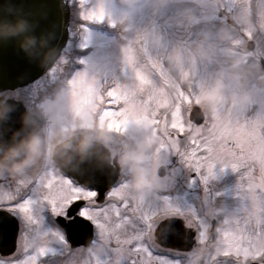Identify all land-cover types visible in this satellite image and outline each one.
I'll return each instance as SVG.
<instances>
[{"label":"rangeland","instance_id":"1","mask_svg":"<svg viewBox=\"0 0 264 264\" xmlns=\"http://www.w3.org/2000/svg\"><path fill=\"white\" fill-rule=\"evenodd\" d=\"M78 1L80 6L76 12L73 9L72 21L80 27V39L69 41L65 51H76L74 57L67 60L70 63L68 70L75 61L81 65L79 68L74 66L71 76L63 79L67 84L62 89L63 95L55 102V114L64 113L70 119L78 117L80 122L93 124L89 113L99 106L101 96L91 87L73 84L80 73L88 74L106 87L126 85L130 88L142 75L141 84L154 90L162 107L157 123H149L145 117L121 128L130 135H140L139 141L151 146L150 139H153L154 144H158L156 135L161 133L162 127H168L169 133L172 131L173 115L165 118V112L175 110V115L182 116L190 125L189 109L199 105L206 114L205 121L209 120V125L200 129L216 144H228L238 137L251 146V157L257 155L254 154L258 150L255 147H264V70L254 58L257 53L264 58V0ZM93 10L97 13L103 10L104 19H86L84 13ZM86 22L105 27V32L89 28ZM248 39L255 41L254 52L246 47ZM84 49H89L88 53L77 56L78 50ZM64 60L61 55L54 67L32 88L47 79L55 80ZM108 115L106 112L97 118L98 130L102 125L107 128L118 126L108 119ZM94 133L99 134L98 131ZM122 143L120 146L123 147ZM168 147L173 152L168 158L159 153L160 159L155 165L172 162L177 172L189 173L192 168L199 176L204 175L201 180L205 185H201L202 194L198 196L199 201L202 199L199 204L202 214L197 221L187 217L191 224L197 222L199 232L203 225V235L183 264H197L200 258L205 264H213V256L221 245L219 233L233 227L236 221L255 225L261 212L250 210L256 206L245 205L247 196H239L237 187L240 183L234 180L235 173L224 170L227 166L219 160L214 162L209 176L206 168L197 171L170 144ZM192 183L191 178L187 179L186 187ZM185 192L182 190L175 197H179V202H170V207H178L184 200L185 207L191 209L193 203L198 202V198L193 200L187 192L182 194ZM251 203L256 202L251 200ZM212 218L218 224L214 239L206 231ZM250 246L262 245L254 239Z\"/></svg>","mask_w":264,"mask_h":264},{"label":"flooded vegetation","instance_id":"2","mask_svg":"<svg viewBox=\"0 0 264 264\" xmlns=\"http://www.w3.org/2000/svg\"><path fill=\"white\" fill-rule=\"evenodd\" d=\"M68 5L72 15L73 9L76 11L80 3L78 0H70ZM77 19L79 18L77 17ZM75 25L71 17L68 26V43L69 41L77 42L80 39V27L78 24ZM73 30L75 31L74 35H72ZM105 36L107 35L105 34ZM249 40L251 39H248L247 42ZM241 48H243V46ZM249 51L254 52L253 49ZM75 52L74 50L63 51L62 55L65 60L55 80L47 79L44 83L34 88H32V86L36 85L37 80L15 89L0 91V148L6 149L10 144L18 143L23 138L36 135L42 139L45 149L42 156L24 170H14L11 167V162L3 169H0V188L3 187L5 181H7L9 187H15V182L27 183L33 180L38 181L45 173L51 170H55L59 174H65L76 182L86 184L78 178H75L73 174H69L61 168L54 158V151L60 145L61 141L69 137L73 138L79 136L90 139L103 146L102 149L105 152L103 159L105 161L108 158L109 169L107 171L113 179L110 186L120 184L126 197L146 203L150 206L154 217L152 222L153 229L157 231L159 223L168 217H182L190 226L188 229H181V234L176 242H162L158 239L156 234V239L169 255L173 254L172 250H179V252L183 253L181 258L184 261L188 257L189 252H192V248L200 242L199 228L195 225L197 222L191 224L187 217L194 218V221H197L202 214L201 207L199 206L202 199L199 201L198 196L202 194L201 185H205L201 180L204 175L199 176L192 168H189V173L180 170L177 172V168L171 165L172 162L155 165L160 159L159 153L166 154L168 158L171 152H173L168 149L169 147H165V144L168 143L166 140L169 134L168 127H162L161 133H157L156 137L158 144H154L153 139H150L151 146H149L139 141L140 135H130L122 130L120 126H111L107 128L102 125L98 130L99 124H97V118L99 119L103 116L101 112L103 103H100L96 110L94 109L89 113L91 118H93V124H86L83 121L80 122L76 119L78 117L70 119V116L64 113L60 115L55 114V110L57 109L55 102L63 95L62 89H65L67 84L66 81L60 79L63 78V75H65V77L71 76L70 72L77 62L75 61L74 66H70L68 70L70 63L67 62V60L73 58ZM81 52L82 51L78 50L77 56L81 55ZM257 56L258 53L255 54V62L259 60L260 66L264 70V63H262L264 62V58L261 55ZM46 74L47 73L44 75ZM262 74V77H264V71ZM64 98L65 97H63V102H65ZM23 108L27 113L21 112ZM9 118L13 120H9ZM19 119L21 122L18 121ZM22 119L24 120L22 121ZM104 122L106 123L107 121ZM189 124L192 127H197L196 124L190 121ZM208 125L209 121L207 120L198 127L201 128ZM95 131H98L99 134L95 135ZM106 132L111 133V135H106L102 140L101 134ZM120 140L123 142V147L122 145L120 146ZM161 147L162 150L160 149ZM255 148L258 149L254 152V154L257 153V155L251 157L250 163L252 164V171L254 172L253 182L261 186V182H263L264 179V147ZM126 151H130L133 157H142L143 163L152 169L157 166L154 169L156 175V184L154 188L140 191H135L132 188L130 184L132 176L131 169L120 163V157ZM0 155H3V153L0 152ZM89 159L91 158L88 157L87 160ZM72 160L73 154L71 156V161ZM92 160H95V157L92 158ZM84 165H86V162ZM87 166L89 165L87 164ZM226 166L227 168L224 170L229 169V173H235L234 180L240 183L239 187H237L239 196L246 195L245 189H243L241 185L244 183L247 173L240 168H233L231 165ZM188 176L194 183L186 187L187 179H189ZM182 190H186L188 196L191 197L192 195L193 200L198 198V202L193 203L191 209L185 207L184 200H182V203H178V207H170V202H179V197H175L179 196ZM186 192L182 194L185 195ZM261 192L263 193V188H261ZM20 195L21 198L30 196L33 199V214L40 223L30 224L25 216L18 210L5 211L0 209V251L5 253L4 257L0 259V264H3V260H13L25 255L22 251L25 247L29 250L28 254H35L37 256L36 264H73V262L74 264H107L108 253L111 250V238L107 234H100L98 231H94L92 237L72 235L67 236L65 239H61L60 237L64 235L63 230L57 218L52 213L51 208L42 201V193L39 190V186H28L21 191ZM245 199L248 202L245 204L247 207H257L254 210H250L255 212L260 211V209H258V203L252 204L248 197H245ZM193 208H195V210ZM193 229H196V231ZM217 229L218 226L216 225L212 227L210 225L208 229L206 228L207 234L211 236V239H214L217 235ZM77 232L79 235L82 233V230L78 229ZM40 234L44 235L43 239H37ZM258 240L260 244L264 246V235H261ZM40 247L46 248V254L42 255L39 253ZM9 252H11L12 255H8ZM197 264H205V262L200 258ZM221 264H235V261L232 258H221Z\"/></svg>","mask_w":264,"mask_h":264},{"label":"snow or ice","instance_id":"3","mask_svg":"<svg viewBox=\"0 0 264 264\" xmlns=\"http://www.w3.org/2000/svg\"><path fill=\"white\" fill-rule=\"evenodd\" d=\"M86 19L103 20V10L84 13ZM141 75L134 87L126 85L104 86L86 73H80L73 84L77 87H91L99 91L102 98V114L109 113L108 119L115 125L125 126L132 121H140L147 117L149 123H157L160 117L162 104L158 96L150 87H143ZM140 85L138 87L137 85ZM0 86L3 82L0 81ZM143 87V90H141ZM165 118L173 115L172 131L166 137L173 147L187 163L197 171L208 170L212 175L213 164L219 160L225 165L240 168L247 173L244 183L248 199L259 204L261 216L257 224L249 226L241 221L234 222L233 227L219 233L221 245L213 256V264H221V258H232L235 264H264V246L252 248L251 241L264 235V193L253 182L254 172L250 163L251 146L238 137L231 139L228 144H216L211 138L205 136L198 127L202 117L190 114L197 127L186 124L182 116L165 112ZM89 181L81 184L65 174L51 170L44 174L40 180L22 183L15 182V187H9L7 181L0 188V209L5 211H20L30 224L40 221L33 214V199L30 196L21 198V191L28 186L38 185L42 201L51 208L57 218L63 236L92 237L94 231L107 234L111 238V250L108 253L107 264H183V253L172 250L171 255L164 250L156 239V230L152 227L153 215L146 203L133 200L124 195L122 186H110L111 177L106 173L91 170ZM206 179V177H205ZM173 231L168 237L179 235L181 229L190 226L182 217L167 221ZM82 230L78 235L77 230ZM196 231V229H193ZM200 235H203V225L200 226ZM40 234L37 239H43ZM19 246V245H18ZM25 255L13 260H3V264H36L37 256L28 254V248L23 250ZM40 254H46V248H39ZM5 253L0 251V259ZM8 255H12L11 252ZM74 264V262H73Z\"/></svg>","mask_w":264,"mask_h":264},{"label":"water","instance_id":"4","mask_svg":"<svg viewBox=\"0 0 264 264\" xmlns=\"http://www.w3.org/2000/svg\"><path fill=\"white\" fill-rule=\"evenodd\" d=\"M21 18L27 21L22 31L16 34L0 31V81L3 82L0 91L24 86L38 79L53 65L68 40L69 12L64 0H0V29L16 25ZM29 36H35L36 41L24 47L25 38ZM248 46L253 49L254 42L250 41ZM22 110L21 112L25 113ZM191 113L202 117L203 122L204 113L199 106H194ZM18 121L21 122L20 119ZM81 138L83 137H73L74 144ZM102 147L93 141L88 153L81 156L76 151L66 152L59 145L54 152V158L65 171L87 183L88 170H97L109 175L108 158L104 161L105 152ZM88 157L91 159L87 160ZM94 157L95 160H92ZM112 181L111 178L110 183ZM172 219L167 218L158 226L157 236L162 242L178 241L181 233L167 238L168 233L173 231L167 221Z\"/></svg>","mask_w":264,"mask_h":264},{"label":"clouds","instance_id":"5","mask_svg":"<svg viewBox=\"0 0 264 264\" xmlns=\"http://www.w3.org/2000/svg\"><path fill=\"white\" fill-rule=\"evenodd\" d=\"M27 21L20 19L16 25L8 26L0 31L6 34H16L25 28ZM35 36L25 38L24 47L29 44H34ZM110 136L111 133L101 134L103 140L105 136ZM93 141L87 138H81L78 143L73 142V138L69 137L60 143V147L64 151H76L84 156L88 153ZM0 169H3L11 162V167L14 170L21 171L26 169L33 162L37 161L45 152L43 141L36 135L21 139L18 143L10 144L6 149L0 148ZM120 163L131 169L132 176L130 184L135 191L148 190L154 188L156 184V175L154 169L143 163L142 157H133L130 151H126L120 157Z\"/></svg>","mask_w":264,"mask_h":264}]
</instances>
